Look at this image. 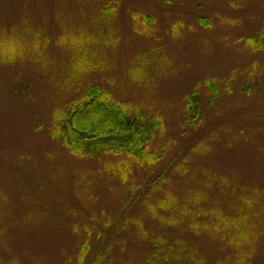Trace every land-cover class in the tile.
<instances>
[{
  "label": "rangeland",
  "instance_id": "obj_1",
  "mask_svg": "<svg viewBox=\"0 0 264 264\" xmlns=\"http://www.w3.org/2000/svg\"><path fill=\"white\" fill-rule=\"evenodd\" d=\"M91 85L158 160L63 147ZM0 264H264V0H0Z\"/></svg>",
  "mask_w": 264,
  "mask_h": 264
},
{
  "label": "trees",
  "instance_id": "obj_2",
  "mask_svg": "<svg viewBox=\"0 0 264 264\" xmlns=\"http://www.w3.org/2000/svg\"><path fill=\"white\" fill-rule=\"evenodd\" d=\"M198 93L196 89L190 95L192 114L183 119L184 128L193 126L201 116L195 102ZM112 97L99 85H91L82 100L69 105L57 139L66 150L86 159L123 155L139 166L158 160L145 144V139L154 135L157 118L145 111L129 116L122 107L112 104Z\"/></svg>",
  "mask_w": 264,
  "mask_h": 264
}]
</instances>
